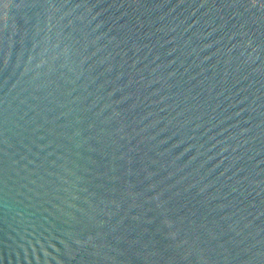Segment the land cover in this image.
Wrapping results in <instances>:
<instances>
[{
    "label": "water",
    "instance_id": "1",
    "mask_svg": "<svg viewBox=\"0 0 264 264\" xmlns=\"http://www.w3.org/2000/svg\"><path fill=\"white\" fill-rule=\"evenodd\" d=\"M0 264H264V0H0Z\"/></svg>",
    "mask_w": 264,
    "mask_h": 264
}]
</instances>
